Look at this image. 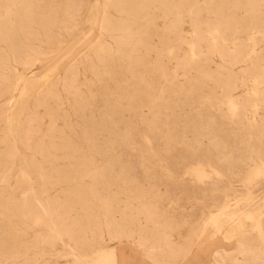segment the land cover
<instances>
[{
  "label": "rangeland",
  "instance_id": "1",
  "mask_svg": "<svg viewBox=\"0 0 264 264\" xmlns=\"http://www.w3.org/2000/svg\"><path fill=\"white\" fill-rule=\"evenodd\" d=\"M29 1L38 18L74 17L34 67L0 63V264H118L120 246L149 259L150 243L109 236L123 218L156 232L143 212L173 236L172 264L217 251L233 264L244 239L264 249V214L237 204L263 195L264 0H128L124 53L89 22L106 0ZM26 80L39 86L21 98Z\"/></svg>",
  "mask_w": 264,
  "mask_h": 264
},
{
  "label": "bare ground",
  "instance_id": "2",
  "mask_svg": "<svg viewBox=\"0 0 264 264\" xmlns=\"http://www.w3.org/2000/svg\"><path fill=\"white\" fill-rule=\"evenodd\" d=\"M26 1L27 0H5L4 2V12L3 14H0V45L6 46L7 49H2L3 54L0 55L1 64H4L5 62H13L24 68L34 67L37 61L41 60L42 57L47 56L49 50L54 49L53 47L48 46L47 50L42 49V45H48L51 39L47 32L55 29L61 30L65 18L74 17L72 14H65L62 12V17H59L58 21L57 18H48V16L38 18L34 13V3L31 1L27 3ZM27 4L28 6L22 7V5ZM130 7L131 3L128 0H106L100 18L93 17L96 15L95 13H99L97 5L93 6L92 16L89 18L91 27H98L102 37L109 36L113 39L115 45L118 47V52L121 51L122 53L126 52L124 48L128 45L124 40L127 37L128 31L125 23L128 20V15H130L132 11ZM110 9H113L117 13V17L112 15ZM25 21H27V23H25ZM15 31H21L23 39L20 38L19 40H16L14 38ZM40 31L44 32V40H38L40 37ZM23 32L26 33V35ZM59 44L60 41H57L56 45ZM89 48L96 55L103 53L105 50L104 45L101 43L91 45ZM120 48L122 50H119ZM1 64L0 72L2 70ZM26 82L21 98L29 96L39 86L37 80H26ZM231 104L233 106V103ZM260 191L263 195L259 199V202L258 200L255 201L254 198H243L237 201L238 206H245L246 209L242 213L247 219L251 220L254 219L255 216L257 217L258 215L260 216L264 214V211L261 210V206L264 204V185L261 186ZM34 201L35 203H38L41 215L38 213L33 219L35 223H40L42 215L43 217L48 218L50 208L41 205V202L38 199H35ZM247 207L252 209H247ZM31 211L32 208L30 203L26 201L19 212L22 215H27L31 213ZM143 214L146 216L147 224L151 223L154 225L156 232H150V234L147 235L142 225L137 227L138 224L136 221H127L126 218H123L121 222H118L116 219L109 222L111 229L109 231V236L116 240H125L128 242L138 239L141 246L150 243L149 248L146 249V255L151 261L155 264H172V261H175L177 257L182 255V253L177 254L179 250H177V248L175 249L174 245L176 242H174L173 236L164 231L159 232L156 228L158 223L156 222L155 217L147 215L145 212H143ZM46 227L48 229V235L46 238L47 243L54 245L58 241H63L64 230L61 227L54 225V223L50 221V218L48 219ZM163 228L166 229L167 226H163ZM263 233L264 230L262 228L259 234L260 238L263 236ZM68 238L70 241H73L72 237ZM71 248H73L74 251L79 250L76 246ZM263 252V248L251 245L246 239L240 240L238 241L235 251L237 258L233 264H264V259L262 258ZM157 254L165 260H160ZM213 262L215 264H225L226 258L217 251L213 255Z\"/></svg>",
  "mask_w": 264,
  "mask_h": 264
},
{
  "label": "crops",
  "instance_id": "3",
  "mask_svg": "<svg viewBox=\"0 0 264 264\" xmlns=\"http://www.w3.org/2000/svg\"><path fill=\"white\" fill-rule=\"evenodd\" d=\"M117 262L118 264H155L146 258L144 252L134 246H120L117 253Z\"/></svg>",
  "mask_w": 264,
  "mask_h": 264
}]
</instances>
